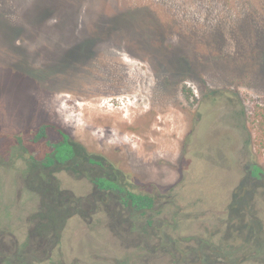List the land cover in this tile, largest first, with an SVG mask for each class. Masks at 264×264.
Here are the masks:
<instances>
[{
    "label": "rangeland",
    "instance_id": "obj_1",
    "mask_svg": "<svg viewBox=\"0 0 264 264\" xmlns=\"http://www.w3.org/2000/svg\"><path fill=\"white\" fill-rule=\"evenodd\" d=\"M59 129L105 163L47 170L83 212L38 251L29 157L43 159ZM231 146L232 165L216 162ZM248 159L264 167V0H0L7 264H226L212 251L241 240L227 216ZM107 172L154 206L101 203L88 176Z\"/></svg>",
    "mask_w": 264,
    "mask_h": 264
},
{
    "label": "trees",
    "instance_id": "obj_2",
    "mask_svg": "<svg viewBox=\"0 0 264 264\" xmlns=\"http://www.w3.org/2000/svg\"><path fill=\"white\" fill-rule=\"evenodd\" d=\"M61 138L52 143V150L45 155L40 161H36L33 157H29V161L33 163V168L36 173L29 176L28 181L31 188L39 192L41 196V206L37 213L42 220L38 226L39 229L54 226L57 230L64 219L74 212H83L81 205L82 199L71 194L62 192L58 181L53 178L48 172V169L54 170H80L90 171L95 166H104V161L96 155L89 152L86 147L78 141H75L71 136L62 129H59ZM47 136V125H42L34 136V140H40ZM263 171L261 167L256 166L254 174ZM122 175L119 172L106 174L91 173L90 178L95 185V193H109L114 198H118L123 204L130 206L133 209L145 210L154 205V198L148 194L138 193L127 187V184L120 178ZM31 179V180H30ZM33 181V182H31ZM95 196V194H94ZM247 197V196H246ZM242 197L244 203L251 201L252 196ZM240 201V200H239ZM241 201L234 210L240 207ZM202 239V238H201ZM209 245V242L202 239L198 243V247L203 249ZM203 261L206 257L202 255Z\"/></svg>",
    "mask_w": 264,
    "mask_h": 264
},
{
    "label": "flooded vegetation",
    "instance_id": "obj_3",
    "mask_svg": "<svg viewBox=\"0 0 264 264\" xmlns=\"http://www.w3.org/2000/svg\"><path fill=\"white\" fill-rule=\"evenodd\" d=\"M232 146L222 155L217 153L215 156V161L217 162V160H219V163H221V161H225L232 165V161L229 156V153L232 151ZM241 163L242 167L244 168L245 175L241 177L233 192V196H236V198L240 199L241 204L240 207L236 209L238 211L233 210L236 213L231 212L230 215L227 216L229 227H234L237 222H239L240 225L235 227V229L239 232H235V234L237 233L241 240L228 241L224 247H219L223 249L225 248L222 250V252L212 251V254L215 258L219 257L220 259V255L223 253L226 264H264V218L261 217L260 211L257 208L258 200L256 199L258 194L264 195V167L259 165L256 161L249 159L243 162L241 161ZM256 166L261 167L263 170L258 172L257 175L254 174ZM88 179L90 183L94 185L90 176H88ZM94 188H96L95 185ZM108 195L110 194L102 193L99 198L100 202L103 203L107 201ZM250 195L252 196L251 201L244 203L242 197L244 196L245 200L247 201V197ZM41 200L38 199V202L40 201V203H37L36 211H34V213L28 217L29 222H33V244L36 245V249L38 248V251L41 247L42 240L44 241L48 239L52 241L54 239L56 240L57 237L54 226L47 228L44 227L38 230V228H40L38 224L44 220L37 215L40 210ZM112 200H110V202ZM114 201L123 204V202H121L118 198H116ZM235 208L236 207H233V209ZM140 210L145 211L142 209ZM12 234L13 233L10 231L7 225L5 227H3L2 224L0 225V264H7L9 262V256L4 252V249H8L6 238L8 236H12ZM239 247L241 248L240 254L238 253Z\"/></svg>",
    "mask_w": 264,
    "mask_h": 264
}]
</instances>
